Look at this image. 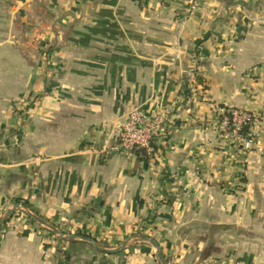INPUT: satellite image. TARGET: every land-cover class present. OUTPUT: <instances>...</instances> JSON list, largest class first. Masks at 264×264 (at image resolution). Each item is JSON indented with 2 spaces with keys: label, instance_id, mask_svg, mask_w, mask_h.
<instances>
[{
  "label": "crops",
  "instance_id": "1",
  "mask_svg": "<svg viewBox=\"0 0 264 264\" xmlns=\"http://www.w3.org/2000/svg\"><path fill=\"white\" fill-rule=\"evenodd\" d=\"M190 7L0 0V220L20 202L0 264H161L145 238L166 264H264V0ZM28 24L63 48L44 102V73L10 53ZM216 107L252 117L246 139ZM133 111L169 118L143 160L112 151Z\"/></svg>",
  "mask_w": 264,
  "mask_h": 264
},
{
  "label": "built area",
  "instance_id": "2",
  "mask_svg": "<svg viewBox=\"0 0 264 264\" xmlns=\"http://www.w3.org/2000/svg\"><path fill=\"white\" fill-rule=\"evenodd\" d=\"M196 1L189 0L191 11L195 9ZM214 112L225 137L231 136L237 141L244 140L241 132L252 123V117L248 113L232 107H216ZM168 123L167 115L148 116L141 111H133L123 122L116 124L115 146L112 151L134 154L137 150H144L146 154L152 155L155 132Z\"/></svg>",
  "mask_w": 264,
  "mask_h": 264
},
{
  "label": "rangeland",
  "instance_id": "3",
  "mask_svg": "<svg viewBox=\"0 0 264 264\" xmlns=\"http://www.w3.org/2000/svg\"><path fill=\"white\" fill-rule=\"evenodd\" d=\"M31 26V24L24 25L23 31H19V33H17L20 38L23 39V41L21 40V45L19 46L16 45V47L13 48L11 46L10 53H16L17 55L24 56L26 67L34 68V70L39 68L42 74L44 73V76L41 77L42 94L37 99V102H44V100H47L51 97L48 93L47 87L49 89L48 85L50 81L53 80L55 75L54 73L56 71L58 72L60 68V63L58 61H54V56L56 53L58 54L63 48H54V43H48L46 40L43 39V32L33 30ZM7 66H16V63H9ZM189 84V80L187 79V86L185 85V91L191 94L190 92L192 91V87L191 85L189 87ZM67 96H69V98L72 97V95ZM25 97L26 99L24 104L31 103V101H33L34 94L31 92ZM24 98H22V100H24ZM20 106L21 105H16V109L12 110V115L15 119L19 118L20 116L18 109V107ZM229 193L233 198H236L241 195L240 192L237 191Z\"/></svg>",
  "mask_w": 264,
  "mask_h": 264
},
{
  "label": "water",
  "instance_id": "4",
  "mask_svg": "<svg viewBox=\"0 0 264 264\" xmlns=\"http://www.w3.org/2000/svg\"><path fill=\"white\" fill-rule=\"evenodd\" d=\"M17 209H20V205L16 203V204H14V205L12 206L11 209H9V210H7V211L5 212L3 218L0 220V227L3 225V223L5 222V220H6L9 216H11V215L13 214V212H14L15 210H17ZM28 215L30 216V218H31L32 220H34V221L40 223L42 226L46 227L50 232L56 234V235L59 236V237H62V234H61L58 230L54 229V228L51 227V226H48L46 223H44V222H42L41 220H39L34 214L29 213ZM143 241L149 243V244H150V245L156 250V256H157L158 260L160 261V263H161V264H166L165 261H164V258H163V256H162V254H161V252H160V250H159V248H158V246H157V244H156L153 240L146 239V238L143 239ZM89 242H92V241L89 240ZM110 253L114 254L115 251H111Z\"/></svg>",
  "mask_w": 264,
  "mask_h": 264
},
{
  "label": "trees",
  "instance_id": "5",
  "mask_svg": "<svg viewBox=\"0 0 264 264\" xmlns=\"http://www.w3.org/2000/svg\"><path fill=\"white\" fill-rule=\"evenodd\" d=\"M201 82H202L201 80H199V79L197 80V83H201ZM203 90H204V88H203ZM250 127L251 126H248V127L243 129V131L241 132L242 138H244V139L247 138ZM152 146H153V152H155L156 148H155L154 144H152ZM134 155H136L141 160L150 158L152 156V155L146 154V152L144 150H137L134 152ZM16 203L19 204L20 202L18 200H16Z\"/></svg>",
  "mask_w": 264,
  "mask_h": 264
}]
</instances>
